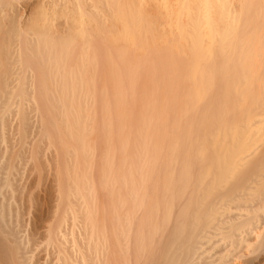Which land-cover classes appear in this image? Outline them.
Returning a JSON list of instances; mask_svg holds the SVG:
<instances>
[{"label":"bare ground","instance_id":"bare-ground-1","mask_svg":"<svg viewBox=\"0 0 264 264\" xmlns=\"http://www.w3.org/2000/svg\"><path fill=\"white\" fill-rule=\"evenodd\" d=\"M17 1L0 0V264H264V0L123 2L99 92ZM45 150L55 207L30 236L16 179Z\"/></svg>","mask_w":264,"mask_h":264},{"label":"rangeland","instance_id":"rangeland-1","mask_svg":"<svg viewBox=\"0 0 264 264\" xmlns=\"http://www.w3.org/2000/svg\"><path fill=\"white\" fill-rule=\"evenodd\" d=\"M83 1L84 0H78L77 2L80 3L81 6L84 8L86 14L85 16H82L80 14L79 8L76 5L75 0H69L68 4H60L58 6H53L52 4H50V0H19L17 1L16 5L18 6V8L23 10L24 18L22 22V27L25 32H27V34H37L39 32H42L46 33L47 35L53 36L54 42L57 45L56 49L61 50L62 48H64L66 51H68L67 55L65 56L67 60L65 63L66 67L69 68L85 66L86 68L83 78H75L73 80L77 82L81 81L85 83H94V87L88 86V88H93L99 92L104 87V85H107V87H109L111 82L113 81L111 77L112 71L109 69V61H106V58H109L110 56V61H112L114 60V54L109 55L107 51L114 52L116 50H123L122 48L111 47V44L113 43L123 42L120 36L123 31V23L119 21L120 12L122 11V4L123 2H125L127 10L129 11V7L132 8V4L136 0H87L89 2L87 6L84 5ZM99 4L104 6V14H98L96 11L95 6H98ZM62 36H64V39H62ZM26 40L30 41V39H25V41ZM3 41L4 39L1 38L0 43H2ZM32 41L35 42L36 39H33ZM59 42H64L66 44L63 47L61 44H57ZM64 73L70 74L68 70H66ZM74 73L79 74L81 72L74 71ZM40 74L41 71L38 68L36 69V71L33 72V75H35V78L33 80L26 79L24 81L40 82V79L38 77L40 76ZM70 80L71 79H64L62 81ZM98 97L100 96L98 95ZM12 122L14 121L12 120ZM9 125L11 126H8V128L10 127L8 131H13L12 134H9L11 137H8V141L10 142L11 139L13 140L12 137L14 136L13 134L16 130V128L15 130H13V127L16 126V122L15 124L9 123ZM8 141L6 143H9ZM97 152H99V150ZM43 155V160L45 163H43V165L46 167L42 168V174L38 175L39 170L34 171V164L31 163L32 161L30 162L29 158L26 159V155V157L24 156L25 159L22 160L23 163L21 162V165L19 166V168L22 169H19L20 171L17 175L19 179H16L18 181V185H20V190H18L17 192V194L19 195L16 196V203L17 205H19L18 207L21 211L20 214H23L22 217L25 220L24 221L22 219L23 222H21L24 226L21 225V223L20 225L23 226V231L27 227V231H24L23 233L27 232L28 234V231L31 230L29 232L30 236L33 234L32 232H34L35 226L40 225V222L42 220H45V218H50L51 213L53 212L55 207V162H52L51 160L53 158L51 152L45 150ZM95 164L97 166V162ZM27 166H32L33 168H28ZM97 167H95L94 173H97ZM37 176L40 177L38 178ZM50 177H53L54 179H51ZM21 182H23V186L21 185ZM22 217L20 216V219ZM41 229L43 230V228L41 227L38 232L36 231L37 235L34 234V238L36 237L37 244H39L34 245L32 244L34 242H31V247L33 248V250L35 249L33 252L31 248V252H33V254L37 252L34 257L38 256L36 258L41 260H39L40 263H43V261H45V259L47 258L46 255L49 253L50 247H45V242H43V244L40 243L42 240L44 241L45 239L42 235ZM38 233L41 238L39 237ZM44 248L47 249L44 250ZM46 250L48 253L46 252ZM40 254L41 258L39 256ZM49 254L48 261L51 262L50 264H55V261L52 263L53 257H50ZM42 255H44V257Z\"/></svg>","mask_w":264,"mask_h":264}]
</instances>
